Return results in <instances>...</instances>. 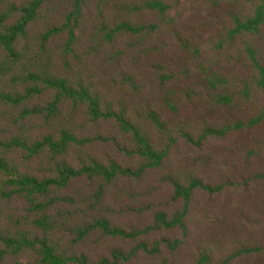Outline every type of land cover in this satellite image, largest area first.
Segmentation results:
<instances>
[{
    "label": "trees",
    "instance_id": "16d2710c",
    "mask_svg": "<svg viewBox=\"0 0 264 264\" xmlns=\"http://www.w3.org/2000/svg\"><path fill=\"white\" fill-rule=\"evenodd\" d=\"M117 1L0 0V264H142V257L169 264L191 240L195 194L234 185L212 186L191 169L187 152L177 160L175 147L183 140L198 150L264 125V104H257L264 95V0H197L211 11L205 27L196 34L168 30L189 52L188 69L194 65L201 79L195 86L211 96L210 109L224 110L216 122L194 123L165 116V108L196 101L191 88L164 92L156 103L175 70L156 72L155 82L132 70L148 60L146 37L157 26L107 19L104 7ZM136 9L159 22L176 18L163 0H142ZM181 34L200 45L189 46V38L179 44ZM224 53L238 71L229 63L213 70L207 56ZM104 125L114 133L97 134ZM98 143L110 144L116 156L82 157ZM258 148L264 137L241 153L246 158ZM254 173L253 180H264V167ZM145 181L166 184L169 203L160 205ZM197 241L192 264H238L264 250L240 240L229 250Z\"/></svg>",
    "mask_w": 264,
    "mask_h": 264
},
{
    "label": "rangeland",
    "instance_id": "374dc122",
    "mask_svg": "<svg viewBox=\"0 0 264 264\" xmlns=\"http://www.w3.org/2000/svg\"><path fill=\"white\" fill-rule=\"evenodd\" d=\"M169 6L172 12V17H176L171 24L157 21L154 14L148 13L146 10H131V8L138 6L142 0H119L114 5L104 7L103 11L107 19L118 20L126 19L133 24H154L157 26L156 30L146 37L145 48L150 50L149 58L145 64L137 63L136 67L132 69L142 78L150 80L154 77L156 72L166 75L167 69L175 70L174 84L169 82L157 90L156 103L162 102L165 94L169 90L177 88V93L182 94L184 88H191L190 93L194 96L196 101L190 100L185 103L178 102L177 109L165 108V116L168 119H180L182 122H216L224 113V110L210 109V98L206 97V90L201 85H197L200 77L192 69L194 65H189V52L176 45L174 34L168 33L169 29L174 32L182 28H188L191 33L196 32L205 27L209 13L202 9L203 5H199L194 0L193 5H188L187 2L191 0H180L182 5H178L177 0H163ZM179 1V0H178ZM118 4V5H117ZM209 10H212L209 2H206ZM91 8L93 9V2ZM192 8V9H190ZM213 8L212 11H214ZM96 9L89 14L90 18L95 17ZM179 15V16H178ZM177 30V31H176ZM244 33V32H243ZM245 34V33H244ZM264 36V35H263ZM186 38H189V46H199L200 42L192 37L181 34L179 37V44H187ZM136 38L131 36L130 43L134 44ZM259 49L264 54V40L259 45ZM235 47H228L227 54L235 53ZM210 56L208 55V63L213 66V70L218 71L223 66H227L229 61L225 54ZM211 57V58H210ZM205 57H198L204 63ZM211 59H213L211 61ZM233 63V62H232ZM180 67H186L185 70L180 71ZM231 68L238 71L239 66H231ZM179 72V73H178ZM201 80V79H200ZM184 96V95H183ZM258 106L264 104V95L260 100H257ZM164 105V103H163ZM228 109V108H226ZM176 110V112H172ZM208 110V111H207ZM169 114V115H168ZM241 116L242 113H237ZM110 133L113 134V129L110 126L104 125L99 129L97 134ZM264 137V125L253 126L245 129L243 132L233 133L222 138L210 139L203 146L198 148H190L186 142L180 140L175 147V157L177 160H182L181 156L187 152L189 164L191 169L197 171L202 175V179L211 182L212 186H218L223 182H234V185H229L225 189L214 192H197L193 199V216L195 219L192 222L190 237L179 250L174 254L169 255V264H192L190 257L191 250L194 249L197 240H209L219 243L224 249L229 250L231 244L240 240L251 246L264 245V180H253L254 171L264 167V148L255 149L253 153H247L246 158L242 149L246 145L251 144L256 140ZM88 152L82 157H97L105 159L107 157L116 156L114 149L110 144L98 143L92 147H87ZM207 163L204 170L198 171L197 165L202 162ZM175 163L173 166L175 167ZM249 172V173H248ZM238 176L241 178L238 180ZM150 180L151 178H146ZM143 186L154 192L155 197L159 200L160 205H167L169 203L170 188L166 184L159 183L157 186L151 182L145 181ZM173 234H177L174 232ZM214 244V243H213ZM140 263L145 264L152 260L147 257L139 259ZM138 260V261H139ZM138 264V263H137ZM238 264H264V250L258 254L245 257L239 261Z\"/></svg>",
    "mask_w": 264,
    "mask_h": 264
}]
</instances>
